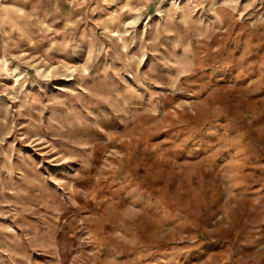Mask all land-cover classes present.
Here are the masks:
<instances>
[{
  "label": "rangeland",
  "instance_id": "rangeland-1",
  "mask_svg": "<svg viewBox=\"0 0 264 264\" xmlns=\"http://www.w3.org/2000/svg\"><path fill=\"white\" fill-rule=\"evenodd\" d=\"M0 264H264V0H0Z\"/></svg>",
  "mask_w": 264,
  "mask_h": 264
}]
</instances>
